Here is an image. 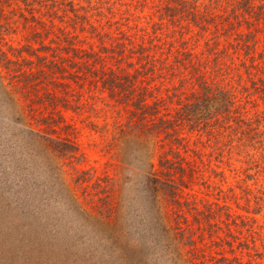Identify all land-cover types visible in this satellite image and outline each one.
I'll return each mask as SVG.
<instances>
[{"label": "rangeland", "instance_id": "obj_1", "mask_svg": "<svg viewBox=\"0 0 264 264\" xmlns=\"http://www.w3.org/2000/svg\"><path fill=\"white\" fill-rule=\"evenodd\" d=\"M92 4L96 10L82 8L87 16L75 28L67 18L54 19L55 26L39 14V22L25 19L15 2L0 14L7 27L0 54L5 50L14 60L10 71L0 62V264H172L156 255L150 233L142 230L151 209L140 180L145 143L124 130L138 121L133 101L139 92L147 96L151 126L187 114L179 111L199 95L202 82L229 92L234 104L231 112H215L225 121L208 128L175 122L171 136L161 133L156 144L150 141L157 167L163 155L184 168L179 204H168V213L193 235L194 264H264V29L255 31V66L248 73L245 65L252 60L232 46L236 32L213 38L214 27L200 30L180 4ZM59 27L74 36L82 58L66 53L63 43L54 50ZM241 29L248 32L246 24ZM42 43L49 49H41ZM225 48L230 55L222 53L216 63L213 50ZM54 52L70 61L53 74L44 67L41 88L35 85L36 55L45 56L51 67ZM72 61H78V72ZM107 72L130 74L133 82L112 95L99 79ZM39 95L56 106L37 102ZM50 139L72 141L74 157L58 158L46 142ZM107 176L119 179L116 232L85 212L103 205L99 183ZM120 236L135 252L113 246Z\"/></svg>", "mask_w": 264, "mask_h": 264}, {"label": "trees", "instance_id": "obj_2", "mask_svg": "<svg viewBox=\"0 0 264 264\" xmlns=\"http://www.w3.org/2000/svg\"><path fill=\"white\" fill-rule=\"evenodd\" d=\"M86 5L81 4L75 0H0V14L3 13L5 6H11L13 2L17 4L19 14L25 19H33L38 21L39 15L47 16L50 23L53 26L56 25L54 19L60 21H66V18L71 21V27H76L78 19L87 16L86 11L82 12V8H89V10H96L93 7L94 0H84ZM175 5L180 4L181 10H186V17H189L195 25L199 26L200 30L203 32L210 27H214L215 31L211 32L213 38H219L224 36L229 38L233 32H236V44L232 45L235 49L236 47L243 48L245 50V55L252 60L249 66L245 65L247 72L251 73L250 68L255 66L254 53L257 50V35L255 31L264 29V3L257 5L255 0H169ZM83 5V6H82ZM173 8V6H172ZM178 10V9H177ZM215 10L223 11L222 14L214 15ZM101 10L95 11L99 13ZM42 13V14H41ZM39 14V15H38ZM85 19V18H83ZM39 22V21H38ZM45 25V23H43ZM248 29V32H243L241 28L243 25ZM7 27L4 24H0V35H3ZM84 29V26L82 27ZM60 35H57L54 43L57 47H61V43L64 44L63 49L66 53L73 57L82 58L80 55H85L81 52V48L76 46L75 38L66 31L65 28L59 27ZM217 40L214 43L217 44ZM209 46V40L205 42ZM41 49H49L48 46L42 43ZM81 53V54H80ZM222 53H226L227 56L230 55L228 49L213 50V59L218 63L221 59ZM39 59V66L37 75L39 80L37 81V86L41 88L44 86V75L48 71L53 74L54 71H63L61 62L64 60H69L61 55V53L54 52L53 60H51V67H48L46 63V57L41 55H36ZM91 56V54H89ZM85 59V58H84ZM70 61V60H69ZM264 61V59H263ZM0 62L7 70L12 69L14 60L8 56V52L5 50L1 51ZM76 72L81 68L78 65V61H72L69 63ZM46 67V68H44ZM46 71V72H45ZM0 78L2 74L0 72ZM102 85L107 87L111 94H117V90H126V87L130 85L133 80L130 74L125 76H119L115 72L103 73L101 76ZM39 87V89H40ZM200 93L197 95L193 101L184 104L182 107L183 111L188 112L187 114H177L175 120L159 119L157 122L148 125L147 112H150V106L148 107L145 103L146 94L139 92L133 101L135 106V112L138 115V121L136 123L129 122L127 124L128 129L124 130L126 133L130 134L131 138L134 135L139 141L145 143V151L142 152V162L144 163L145 170L144 174L140 177L144 190H147L149 197L151 199V209L147 211L148 217L146 223L142 227L150 233L152 239L151 242L155 245L156 255L164 260L165 262H170L172 264H194L193 258L189 254L193 253L195 250V239L193 235L187 231L186 228L181 226V223L177 218L170 216L168 204H179L177 200L178 188L181 186V180L184 168L181 165H176L175 162L171 161L167 157L161 156L159 159V167L156 166L154 161L155 152L151 150L150 141L156 144V137L161 133H165L166 136H171L173 131H175L174 123L184 122L185 120L194 122L196 125H205L207 128L210 127L213 121H225L224 115L215 114V112H231L234 104L233 97L229 95V92H225L220 88H212L208 86L205 82L200 85ZM129 93V92H128ZM49 95L45 94L44 97ZM122 97V96H121ZM129 101L131 98L126 96ZM18 99V98H17ZM134 99V98H133ZM131 99V101L133 100ZM48 100V102H46ZM20 100L18 99L17 102ZM223 101V102H222ZM43 103L45 107L56 106V103L52 98H47L43 100L42 95H39L38 101ZM221 102V103H219ZM226 117V116H225ZM205 127V128H206ZM177 139V138H174ZM71 143H69V142ZM57 141L50 139L46 141L51 144V149L58 153V158L60 156L68 155V158L74 157L75 147L73 142L70 140ZM63 144L66 148L61 150L60 145ZM131 151H135L132 148ZM130 151V152H131ZM60 152V153H59ZM141 159V155L139 156ZM179 175V176H178ZM177 176L179 180H177ZM77 176L74 178V182L79 184L81 178ZM118 178L105 177L103 184L99 183V186L105 196L103 197V205L91 206L85 209V212L98 220L102 226L107 229H111L116 232L118 230V222L120 221L121 210L120 206L116 202V195L118 189ZM173 220L174 222H172ZM114 234V233H111ZM112 237V236H111ZM121 236L114 242L113 246L122 252H132L133 250L127 241L123 242L120 239ZM190 247V248H188ZM250 249H256L254 246ZM257 250V249H256ZM240 262V261H239ZM240 264V263H237Z\"/></svg>", "mask_w": 264, "mask_h": 264}]
</instances>
